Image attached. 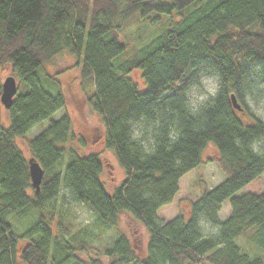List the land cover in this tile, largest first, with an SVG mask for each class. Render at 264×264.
Listing matches in <instances>:
<instances>
[{
	"label": "trees",
	"instance_id": "obj_1",
	"mask_svg": "<svg viewBox=\"0 0 264 264\" xmlns=\"http://www.w3.org/2000/svg\"><path fill=\"white\" fill-rule=\"evenodd\" d=\"M146 9L162 14L164 24L145 45L122 54L120 32ZM63 50L75 56L81 86L91 88L89 103L104 124L103 145L124 171L111 190L100 180L96 152L78 155L65 146L73 137L66 114L26 139L29 157L43 168L39 191L30 185L27 157L15 139L63 106V95L43 89L35 73ZM4 64L18 83L5 109L8 125L0 123V264H264V189L233 195L264 171V154L248 147L264 137V121L246 100L264 99V0H0ZM133 70H140L143 88L129 76ZM205 73L218 75L221 87L193 114L186 90ZM231 93L241 110L232 106ZM131 120L151 126L154 151L131 139ZM207 143L225 178L190 201L186 214L159 222L157 210L173 200L179 178L202 161ZM64 152L69 159L58 173ZM61 188L116 232L110 246L91 254L85 242L57 233L58 213L42 209ZM226 198L230 212L219 220ZM28 210L34 218L17 232L9 217ZM122 215L146 230L144 255L119 230ZM200 218L215 232L204 236Z\"/></svg>",
	"mask_w": 264,
	"mask_h": 264
},
{
	"label": "rangeland",
	"instance_id": "obj_2",
	"mask_svg": "<svg viewBox=\"0 0 264 264\" xmlns=\"http://www.w3.org/2000/svg\"><path fill=\"white\" fill-rule=\"evenodd\" d=\"M157 15H160L161 19H155ZM137 17V20H133L126 29L120 32L121 36H118L124 43V51L122 52L124 55H131L135 50L145 45L147 41L156 35L165 21L162 14L155 9H146L143 14L137 15ZM171 19H177L175 13L171 16ZM116 62L117 59L114 63ZM35 73L39 85L49 93L60 92L64 97V103L49 118L33 125L23 137L15 139L24 156L29 157L26 139L40 132L48 124L50 118H59L66 114L71 120L73 137L67 139L65 146L72 147L78 155L96 152L103 162L102 171L99 175L100 180L107 190H111L122 180L124 171L117 164L112 151L103 145L104 124L101 116L89 103L91 88L83 89L81 86L79 65L75 56L63 50L48 62L38 66ZM8 75H13L16 79L10 65L4 64L0 68V80L2 81ZM129 76L139 88L144 87L140 70L131 71ZM16 82L18 83L17 79ZM19 87L24 89L23 84ZM246 98L250 109L264 121V99H254L252 95H248ZM238 115L243 121H248L249 119L245 113H239ZM0 123L5 127L8 125V115L2 105L0 106ZM217 157L218 153L214 146L211 143H207L202 154V161L179 178L178 189L173 200L168 204L162 205L157 210L156 215L159 222H165L179 212L186 214L190 201L195 200L204 190L214 187L225 178V172L214 161ZM68 159V153L64 152L55 166V170L58 173L63 170ZM263 189L264 171L235 191L233 195L245 192L258 193ZM42 210L53 211L54 214L58 213L61 227L56 230L57 233L72 240L73 243H75L74 240L85 242L89 246L88 251L91 254L96 252V248L110 246L112 240L116 237V232L112 228L102 224L85 203L74 201L64 188H61L60 193L50 200ZM229 212V198H226L221 203L218 211L219 220H223ZM33 218L34 212L28 210L25 217L16 218L10 216L9 220L17 232H22ZM118 226L119 230L127 235L136 253L144 255L147 232L143 226L127 215L120 216ZM51 229L56 234V226L54 224H51ZM24 243L26 241L21 242L22 245ZM85 253L81 255L83 259L87 258Z\"/></svg>",
	"mask_w": 264,
	"mask_h": 264
},
{
	"label": "clouds",
	"instance_id": "obj_3",
	"mask_svg": "<svg viewBox=\"0 0 264 264\" xmlns=\"http://www.w3.org/2000/svg\"><path fill=\"white\" fill-rule=\"evenodd\" d=\"M220 87V78L218 75L214 76L207 73L201 75L199 81L194 83L190 89L186 90L188 99L185 103L188 106V110L193 114H196L202 105H205L217 95ZM130 123L131 128L129 129V135L131 139L139 141L143 145L145 152L150 153L154 151L155 145L151 143V126L146 129L141 120H131ZM145 136H147L146 140L143 139ZM170 136L175 140L176 134L174 132L170 133ZM237 143H239V141H237ZM248 147L257 155L264 154V137L252 139L249 142ZM197 227L204 236H209L215 232V229L211 227L206 218L198 219Z\"/></svg>",
	"mask_w": 264,
	"mask_h": 264
},
{
	"label": "water",
	"instance_id": "obj_4",
	"mask_svg": "<svg viewBox=\"0 0 264 264\" xmlns=\"http://www.w3.org/2000/svg\"><path fill=\"white\" fill-rule=\"evenodd\" d=\"M16 90H17V82L13 75H8L1 81L0 103L3 106V108L7 109L10 107L12 98L16 93ZM230 101L235 109L237 110L242 109V107L240 106L239 102H237L233 93L230 94ZM27 165H28L30 185L35 192H38L43 177V168L33 157L27 158Z\"/></svg>",
	"mask_w": 264,
	"mask_h": 264
}]
</instances>
